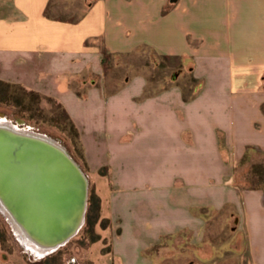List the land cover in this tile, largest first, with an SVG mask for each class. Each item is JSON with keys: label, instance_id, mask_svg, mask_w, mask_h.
Returning <instances> with one entry per match:
<instances>
[{"label": "crops", "instance_id": "crops-1", "mask_svg": "<svg viewBox=\"0 0 264 264\" xmlns=\"http://www.w3.org/2000/svg\"><path fill=\"white\" fill-rule=\"evenodd\" d=\"M58 1L0 0V80L77 130L109 221L89 264H264V188L237 182L247 147L264 156V0ZM140 51L199 88L150 91L145 67L112 79L104 53Z\"/></svg>", "mask_w": 264, "mask_h": 264}, {"label": "water", "instance_id": "water-1", "mask_svg": "<svg viewBox=\"0 0 264 264\" xmlns=\"http://www.w3.org/2000/svg\"><path fill=\"white\" fill-rule=\"evenodd\" d=\"M88 187L55 139L0 121V208L25 247L47 255L74 237L85 222Z\"/></svg>", "mask_w": 264, "mask_h": 264}, {"label": "rangeland", "instance_id": "rangeland-1", "mask_svg": "<svg viewBox=\"0 0 264 264\" xmlns=\"http://www.w3.org/2000/svg\"><path fill=\"white\" fill-rule=\"evenodd\" d=\"M70 1V5L74 3L72 7L80 5V10L88 5V0H84V2L82 0ZM61 3L59 0V8L57 9L62 11ZM108 61L111 66L113 62L118 65L110 73L112 79H121L126 74L138 71L140 67L147 68L149 90L152 91L177 83V85H182L184 95H190V86L196 84L187 72L184 71L185 73L182 74V71L176 66L175 60L158 57L152 52L140 51L129 57L117 56L112 58L110 56ZM174 75L175 80L172 79ZM0 114L13 125L45 134L64 146L88 178V195L91 190L95 192L92 174H88L81 156L77 134L73 131L71 122L62 108L54 100L12 86L5 98L1 99L0 95ZM238 172L237 182L241 188L253 186L264 188V178L260 179V176H264V156L260 152H249L243 159ZM82 227L65 245L54 251L55 253L60 252L56 253L57 260L53 262L52 255L55 254L54 252L40 255L20 242L13 225L0 208L1 261L3 264H89V251L84 248L88 240L81 237ZM2 232L3 238H1Z\"/></svg>", "mask_w": 264, "mask_h": 264}, {"label": "trees", "instance_id": "trees-1", "mask_svg": "<svg viewBox=\"0 0 264 264\" xmlns=\"http://www.w3.org/2000/svg\"><path fill=\"white\" fill-rule=\"evenodd\" d=\"M110 57L109 54H107L106 52L104 53V57H103V61L105 62V64H107L109 66V61H108V58ZM115 57V56H114ZM161 58H164V59H173L175 60L176 62V66L178 67L179 70L182 71V74H183V70H182V63L181 61L179 60V58H171V57H161ZM185 73V72H184ZM188 73V72H187ZM148 74V73H147ZM189 74V73H188ZM149 76V75H148ZM189 76L191 77L192 81L193 82H196L195 85L193 86H190V95H185V98H188L190 97L196 89L199 88L200 86V81H198L196 78H194L193 76H191L189 74ZM173 80H175V75L172 77ZM148 81H149V78H148ZM12 86H17V87H20L22 89H24L23 87L19 86V85H15V84H11V83H8V82H5V81H2L0 80V95H1V99L2 98H5L7 95H8V92L10 90V87ZM169 86V85H168ZM164 87V86H163ZM161 87V88H163ZM167 87V86H165ZM160 88V89H161ZM25 90V89H24ZM154 90V89H153ZM27 91V90H26ZM152 91V90H150ZM30 93H34V92H31V91H28ZM37 94V93H36ZM50 99V98H49ZM63 110V109H62ZM64 114L66 115L65 111L63 110ZM66 117L68 118V116L66 115ZM72 125V129L73 131H75V133L77 134V130L75 128V126L71 123ZM251 151H256V152H260L262 153L258 148L256 147H252V146H249L247 147L246 149V153H245V157L249 154V152ZM244 157V158H245ZM105 169L102 168L100 170V172L102 174L105 173ZM264 178V176H260V179ZM253 187H260V186H253ZM100 210H101V207H100V198L98 197V195L94 192V190H91L89 192V195H88V202H87V210H86V214H85V222H84V225L82 227V238H84L85 240L87 239V243L85 244L84 248H88L90 246L91 243L95 242L96 240H98L100 238V235L96 232V225L97 223L102 227V228H106L108 226V223L109 221L107 219H103L101 218V214H100ZM4 237V234L3 232L1 233V238ZM81 238V239H82ZM60 251H57L56 253H59ZM55 253V252H54ZM56 253L54 255H52V258H53V262H56Z\"/></svg>", "mask_w": 264, "mask_h": 264}, {"label": "bare ground", "instance_id": "bare-ground-1", "mask_svg": "<svg viewBox=\"0 0 264 264\" xmlns=\"http://www.w3.org/2000/svg\"><path fill=\"white\" fill-rule=\"evenodd\" d=\"M2 119H3V118H1V117H0V121H1ZM32 250H33L34 252H36V253L40 254V252H38V251L34 250L33 248H31V251H32ZM40 255H41V254H40Z\"/></svg>", "mask_w": 264, "mask_h": 264}]
</instances>
